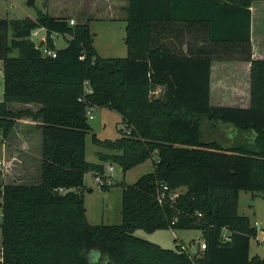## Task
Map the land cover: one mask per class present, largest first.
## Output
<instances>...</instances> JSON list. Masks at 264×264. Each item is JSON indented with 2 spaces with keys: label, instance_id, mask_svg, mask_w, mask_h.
<instances>
[{
  "label": "trees",
  "instance_id": "trees-1",
  "mask_svg": "<svg viewBox=\"0 0 264 264\" xmlns=\"http://www.w3.org/2000/svg\"><path fill=\"white\" fill-rule=\"evenodd\" d=\"M127 1L126 57H102L89 21L72 25L42 10L36 18H0V127L7 136L17 119L31 115L42 119L43 130L40 182L0 184V264H264L250 255L258 230L239 213L241 191L264 192V59H253L251 49L256 0ZM175 21H202L211 41L241 46L251 61L249 107L211 104V52L184 56L156 39ZM37 28L46 29L55 57L31 39ZM57 34L67 37L65 47L55 48ZM9 103L41 107L15 112ZM88 107L117 111L127 131L115 140L93 133L102 162L127 171L157 155L152 172L121 183L120 224L87 218L85 175L105 172L102 162L87 160ZM206 124L230 125L244 141L205 140ZM224 228L229 241L222 240ZM138 229H196L206 248H165L135 235Z\"/></svg>",
  "mask_w": 264,
  "mask_h": 264
},
{
  "label": "rangeland",
  "instance_id": "rangeland-1",
  "mask_svg": "<svg viewBox=\"0 0 264 264\" xmlns=\"http://www.w3.org/2000/svg\"><path fill=\"white\" fill-rule=\"evenodd\" d=\"M29 1L30 0H0V18L8 20L23 19L26 17L36 18L39 10L54 13L53 9L60 7L62 4L67 5L72 13H76V17H72L75 20V24H77L78 21L81 23H86L87 21L90 22V27L94 34V46L102 57H126L128 55L127 44L126 41H124L127 34L126 29L123 25H113L111 22L105 21V0H34V4L32 5L28 4ZM254 3L256 6L255 12L258 13L257 8L264 9V0H256ZM258 16L259 15L257 14V18ZM256 24L259 26V29L255 34H263L264 17L260 16ZM33 31H39V35H31V39L36 43L42 37L47 36V31L43 28H37ZM54 42L55 48L59 49L67 45L68 39L63 35L57 34L54 36ZM219 51L226 54L229 52V49ZM155 93L156 92L153 94L155 95ZM3 99V61L0 60V100L2 101ZM23 105L24 104L22 103H13L10 106L12 110L18 111L19 109L24 108ZM34 108L36 109L37 107L35 106ZM92 116L93 118H89V123L91 124L93 131L90 132L86 138L87 160L90 162H102L97 155V151L101 150L102 147L93 142V133H95L100 139L115 140L120 138L123 132H126V128L122 116L115 110L106 107H94L92 108ZM29 120L30 123H23L22 121L19 125H16V129L18 131L23 129L26 130L27 126L35 128V124H32L31 122H36V120ZM40 123L42 124V121ZM36 127L38 129L37 131H40L42 141V128H38L37 125ZM250 132L249 133L253 136L254 133L252 131ZM203 137L205 140L216 139L226 146H235L244 141L242 139L244 135L241 132H238L237 129L230 125L221 124H218L216 127L206 124L203 127ZM4 139L3 132H0V152L2 149L1 144L4 142ZM33 139V143L37 148L38 138L36 132H34ZM40 151H42V144L40 145ZM156 159L157 155L154 153L152 158L127 171H123L117 163L103 161L102 163L104 165L105 173L112 176V183L110 184L111 188L107 191L101 188L95 175L89 174V172L86 173V182L90 185V188L95 189L94 192L85 189V193L87 194L86 207L88 209V221L94 225L120 224L122 222L121 183L125 182L133 184L142 175L152 172L154 170V162ZM41 161L42 159L40 160V163ZM110 166L114 167L113 171L109 170ZM16 168L19 169L20 166ZM39 169V165L35 162V164L32 165L30 174L31 178L24 175V180H22L21 183H39ZM37 178L39 179L37 180ZM11 181L16 182L17 180H13L8 174L4 177L3 173H0V184ZM253 194L254 193L250 191H243L241 193L239 213L248 216L251 225L258 230L257 236L251 239L250 255H259L264 258V192L257 195L254 194L255 196H253ZM1 222L2 215L0 214V223ZM135 235L158 243L165 248H175L177 243L183 244L191 253L198 252L200 244L203 241L201 232L196 229H162L155 232H147L143 229H138L135 232ZM1 243L2 229L0 227V244ZM95 252L97 251L92 250L89 254L92 261H97L99 259L96 258Z\"/></svg>",
  "mask_w": 264,
  "mask_h": 264
},
{
  "label": "crops",
  "instance_id": "crops-1",
  "mask_svg": "<svg viewBox=\"0 0 264 264\" xmlns=\"http://www.w3.org/2000/svg\"><path fill=\"white\" fill-rule=\"evenodd\" d=\"M128 5L129 2L127 0H105V21L111 22L113 25H123L126 29L128 25ZM250 9L252 58L264 59V31L263 34L260 32L259 35L255 34V32L259 29V26L256 24L257 20L258 18H260V16L264 17V9L257 8L258 13L255 12V3H252ZM53 12L54 13H49L48 11V13L54 17H66L71 19H73L72 17H76V13H72L70 8L67 5L63 4L60 7L53 9ZM257 14L259 15L258 18ZM78 23L81 22L78 21ZM161 29L162 28L158 30L156 39L167 43L177 53H180L184 56H197L207 55L211 52L210 54L213 56L211 66L212 105L245 108L251 105V61L245 60L243 58L244 53L242 52L241 46H237V43L229 42L223 44L221 42L215 43L214 41H211L210 34L208 31V25L202 21H194L192 23L186 21H175L173 23H167L165 26H163V31H161ZM215 46L217 47V49ZM226 49H229V52L226 54H223L221 53L222 51H219ZM160 89L161 87L157 88L156 95L160 92ZM11 104L13 103L8 104L10 109ZM22 104H24V108L19 109L18 111L30 109L33 112H36L41 107V105L37 103ZM35 106L37 107L36 109L34 108ZM29 119L36 120V122H31L32 124H35V128L27 126L26 130L23 129L18 131L16 129V125H19V123H21L22 121L23 123H30ZM41 121L42 119H35L31 115L23 116L20 119H17L13 129L7 136H5L3 133L5 139L4 142L1 144L2 149L0 152V171L3 173L4 177H6L8 174L12 177L13 180H17L16 182L11 181L8 183L5 182L3 184L21 183V181L24 180V175H26V177L31 178L30 174L32 170V165H34L35 162L39 165V175L41 176L42 161L40 163V160L43 157V139L41 141L42 137L40 131H37L38 129L36 127L37 125L38 128H40ZM37 122L39 125L37 124ZM0 132H3L1 127ZM34 132L37 133L38 138L37 148L33 143ZM41 144L42 151H40ZM92 162L100 163V161ZM18 166H20L19 169L16 168ZM89 174L94 175V172L91 171L89 172ZM86 175L85 185L88 191L94 192L95 189L90 188V185L86 182ZM38 179L39 178H37V180ZM242 192L243 191L240 192L239 202ZM259 193L254 194L257 195ZM254 194L253 196H255ZM84 195L86 206L87 194L85 193ZM86 213H88L87 207ZM0 214L2 215L1 206Z\"/></svg>",
  "mask_w": 264,
  "mask_h": 264
},
{
  "label": "built area",
  "instance_id": "built-area-1",
  "mask_svg": "<svg viewBox=\"0 0 264 264\" xmlns=\"http://www.w3.org/2000/svg\"><path fill=\"white\" fill-rule=\"evenodd\" d=\"M70 23H71L72 25L75 24V20H74V19H70ZM43 29H45V28H43ZM45 30H46V29H45ZM33 34H34V35H39V31H33V32H32V35H33ZM54 36H55V35H52L53 43H55V42H54ZM46 38H47V36H46V37H42V38L37 42V45H38L39 48L42 49V51H43V53H44L45 55H51V56H54V57H55V56H56V50H54V49H50V48L46 45ZM42 41H44L43 45H41V42H42ZM92 108H93V107H88V110H87V115H88L89 118H93V116H92ZM126 132H127V131H126ZM109 170H110V171H113V170H114V167H113V166H110V167H109ZM94 175L96 176V180L100 183L101 186H102V185H110V184L112 183V182H111L112 176L106 174L105 172L102 173V174H100V173H94ZM167 188H168V187H167L166 185L163 186V190H162V191L160 192V194H159V200H160V201H163V200L165 199ZM222 240H223V241H229V240H230L229 231H228L226 228L223 229ZM200 247H201V249L206 248V242H205L204 240L201 242Z\"/></svg>",
  "mask_w": 264,
  "mask_h": 264
},
{
  "label": "water",
  "instance_id": "water-1",
  "mask_svg": "<svg viewBox=\"0 0 264 264\" xmlns=\"http://www.w3.org/2000/svg\"><path fill=\"white\" fill-rule=\"evenodd\" d=\"M28 4H29V5L34 4V0H30V1L28 2ZM43 43H44V41L41 42V45H43Z\"/></svg>",
  "mask_w": 264,
  "mask_h": 264
}]
</instances>
